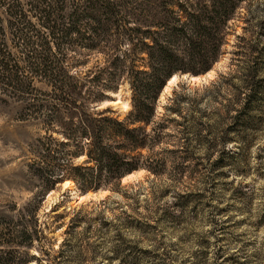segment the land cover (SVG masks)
<instances>
[{"label":"rangeland","instance_id":"obj_1","mask_svg":"<svg viewBox=\"0 0 264 264\" xmlns=\"http://www.w3.org/2000/svg\"><path fill=\"white\" fill-rule=\"evenodd\" d=\"M228 26L221 54L206 70L213 77L204 71L194 82L193 73L177 71L170 91L159 93L155 119L168 126L166 143L155 149L167 160L161 173L134 170L118 188L89 191L94 195L82 201L87 193L75 183H56L38 203L25 264H264V0L244 1ZM102 50H82L88 58L80 70L101 66ZM33 85L49 89L38 79ZM19 93L0 86V230L38 182L27 164L43 117L27 116V95ZM107 93L96 108L123 119L129 81ZM182 131L187 146L177 151L172 141Z\"/></svg>","mask_w":264,"mask_h":264},{"label":"trees","instance_id":"obj_2","mask_svg":"<svg viewBox=\"0 0 264 264\" xmlns=\"http://www.w3.org/2000/svg\"><path fill=\"white\" fill-rule=\"evenodd\" d=\"M244 1L0 0V86L4 93L26 94L25 114H40L44 122L27 164L36 189L0 230V264L29 261L23 245L36 239L35 211L56 183L73 180L88 194L118 188L134 170L161 173L167 160L155 149L166 143L168 126L155 119V105L162 86L177 71L199 74L211 67ZM99 49L103 64L80 70L88 58L81 51ZM125 78L127 115L120 119L109 107L96 108ZM34 79L49 89L35 87ZM178 135L172 141L177 151L188 140L183 131ZM35 196L38 201L28 205Z\"/></svg>","mask_w":264,"mask_h":264},{"label":"bare ground","instance_id":"obj_3","mask_svg":"<svg viewBox=\"0 0 264 264\" xmlns=\"http://www.w3.org/2000/svg\"><path fill=\"white\" fill-rule=\"evenodd\" d=\"M213 74H214V71H212V70H210V71H208V73H207V77H213ZM197 78V79H196ZM193 79V81L195 82V81H198L199 79H201V77H199V76H193L192 78H191V80ZM177 80H178V76L177 75H174V76H171L170 77V79H169V81H168V86L165 88L164 87V91L165 92H169L170 91V85H173L174 83H176L177 82ZM109 103H114V104H117V103H119V100H116V101H113V102H109ZM142 172V170L141 171H137V174H139V173H141ZM135 175H136V172L135 173H131V174H127V176L126 177H124L123 178V181L124 182H126V181H128L129 179H131L132 177H135ZM63 185H74L73 184V182L72 181H66V182H64L63 183ZM107 191H104V192H102L103 194L104 193H106ZM94 194L93 193H88L87 195H82V196H78V199L80 200V201H82L83 199H86L87 197H90V196H93Z\"/></svg>","mask_w":264,"mask_h":264},{"label":"water","instance_id":"obj_4","mask_svg":"<svg viewBox=\"0 0 264 264\" xmlns=\"http://www.w3.org/2000/svg\"><path fill=\"white\" fill-rule=\"evenodd\" d=\"M208 72V71H207ZM206 71L204 72V73H207ZM173 75V74H172ZM171 75V76H172ZM182 74H180V76H181ZM171 76H169L168 78H167V80L165 81V83H164V85L162 86V89H161V91H160V95H161V93H162V91L164 90V87L168 84V81H169V79H170V77ZM179 76V75H178ZM190 78H192L193 76H200V75H193V74H190V75H188ZM202 77V76H201ZM112 100V99H111ZM129 173H132V172H129ZM128 174V173H127ZM126 174V175H127Z\"/></svg>","mask_w":264,"mask_h":264}]
</instances>
